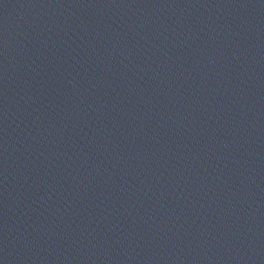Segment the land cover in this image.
Returning a JSON list of instances; mask_svg holds the SVG:
<instances>
[{"label": "water", "instance_id": "obj_1", "mask_svg": "<svg viewBox=\"0 0 264 264\" xmlns=\"http://www.w3.org/2000/svg\"><path fill=\"white\" fill-rule=\"evenodd\" d=\"M0 264H264V0H0Z\"/></svg>", "mask_w": 264, "mask_h": 264}]
</instances>
